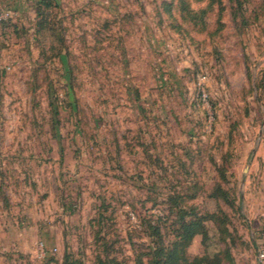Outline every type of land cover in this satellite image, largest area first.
<instances>
[{
	"label": "rangeland",
	"instance_id": "1",
	"mask_svg": "<svg viewBox=\"0 0 264 264\" xmlns=\"http://www.w3.org/2000/svg\"><path fill=\"white\" fill-rule=\"evenodd\" d=\"M5 12L0 264H149L182 208L213 216L189 258L264 264V0Z\"/></svg>",
	"mask_w": 264,
	"mask_h": 264
},
{
	"label": "trees",
	"instance_id": "2",
	"mask_svg": "<svg viewBox=\"0 0 264 264\" xmlns=\"http://www.w3.org/2000/svg\"><path fill=\"white\" fill-rule=\"evenodd\" d=\"M200 1V0H195ZM44 6H48L49 2L42 1ZM215 193L222 200L229 202L228 192L220 187L216 188ZM178 220V227L174 239L169 244H164L161 240L152 252V259L149 264H222V257L218 254H209L204 252L189 258L186 249L190 245L193 238L197 235L201 236V242L205 246L207 238V228L205 221L209 215L198 214L194 209L182 208ZM210 217H213L212 215Z\"/></svg>",
	"mask_w": 264,
	"mask_h": 264
},
{
	"label": "built area",
	"instance_id": "3",
	"mask_svg": "<svg viewBox=\"0 0 264 264\" xmlns=\"http://www.w3.org/2000/svg\"><path fill=\"white\" fill-rule=\"evenodd\" d=\"M7 15H9V12H5L4 14H0V19L2 17H6ZM39 250H40V256L44 257L46 252L43 250V244L39 245ZM262 253H264V250L262 251Z\"/></svg>",
	"mask_w": 264,
	"mask_h": 264
}]
</instances>
